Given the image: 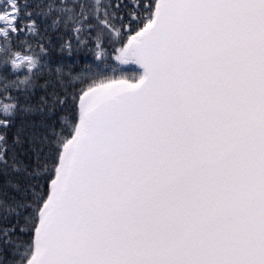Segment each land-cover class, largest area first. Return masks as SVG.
<instances>
[{
	"label": "snow or ice",
	"instance_id": "snow-or-ice-1",
	"mask_svg": "<svg viewBox=\"0 0 264 264\" xmlns=\"http://www.w3.org/2000/svg\"><path fill=\"white\" fill-rule=\"evenodd\" d=\"M0 264H264V0H0Z\"/></svg>",
	"mask_w": 264,
	"mask_h": 264
}]
</instances>
